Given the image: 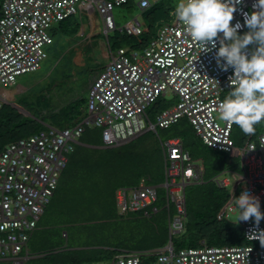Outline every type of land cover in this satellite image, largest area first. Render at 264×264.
<instances>
[{"label": "built area", "instance_id": "obj_1", "mask_svg": "<svg viewBox=\"0 0 264 264\" xmlns=\"http://www.w3.org/2000/svg\"><path fill=\"white\" fill-rule=\"evenodd\" d=\"M128 1L3 0L0 84L12 86L19 76L40 69L47 57L46 47L53 42L52 29L78 14L81 8L88 12L96 10L108 35L117 28L114 8ZM157 1L140 0L139 7L143 11ZM256 2L242 0L236 5L233 26L237 22L244 25V13L257 11L253 7ZM143 28L144 21L137 16L122 29L127 34L140 35ZM246 29L243 26L239 32ZM255 47L249 46V55ZM218 48L219 41L216 48L202 52L175 18L162 25L144 48L111 49L110 61L89 88L84 118L63 129L47 126L9 143L0 154V261L24 264L30 258V237L58 187L68 156L80 143L87 126L102 128L104 145L112 147L187 118L208 147L240 158L243 174L230 172L236 179L235 187L227 177L215 179L231 191L223 213L227 216L228 212L239 210L236 200L245 191L259 199L264 212V129L256 142L237 145L232 136L234 124L218 119V105L224 100L223 93L232 88L229 77L234 74L232 68L225 72L218 66ZM171 94L177 97L176 102L158 113L152 122L147 114L149 106ZM8 99L0 97V109ZM163 147L166 178L162 187L168 206L172 204L175 209L170 232L177 234L185 227L186 186L203 182V166L191 157L178 137L165 140ZM157 197V187L142 181L137 186L118 188L116 204L121 214L142 211L149 216ZM153 211H157L155 206ZM242 225L249 240L264 239V219L258 226L254 217L242 221ZM171 240L156 250L123 251L111 264H264V246L203 245L175 249Z\"/></svg>", "mask_w": 264, "mask_h": 264}, {"label": "trees", "instance_id": "obj_2", "mask_svg": "<svg viewBox=\"0 0 264 264\" xmlns=\"http://www.w3.org/2000/svg\"><path fill=\"white\" fill-rule=\"evenodd\" d=\"M132 2L129 0L123 6H131ZM173 9L174 6L166 4L165 0L153 3L141 12L142 33L131 35L116 29L113 47H144L162 25L174 20L171 17ZM74 20L68 17L61 21L52 36L74 34L79 26ZM231 90L223 93L224 99ZM85 101L79 99L53 110L48 114L51 119L48 123L42 117L23 116L4 103L0 109V154L9 143L45 130L47 126L62 129L72 126L86 116ZM173 104V99L158 98L147 110L149 119L154 122L158 113ZM263 125L264 122L258 124L252 136H246L234 125L232 136L236 144L255 140ZM156 132L167 135L166 139L180 138L191 157L200 160L203 166V182L189 184L185 189L187 216L184 230L177 235L170 232L175 209L172 204L168 206L166 190L162 187L166 178L165 140L149 130L123 144L109 147L104 145L102 128L87 126L80 143L68 156L58 187L30 237V258L24 264H85L113 260L123 251L163 248L171 239L175 249L203 245L264 246L261 240H249L243 225L230 221L223 213L231 191L215 179L225 172L241 174L243 170L238 158L208 147L187 118L168 128H157ZM142 181L158 189L151 215L142 211L121 214L116 204V191L122 186H137ZM154 206L157 211H153ZM0 262L11 264L10 261Z\"/></svg>", "mask_w": 264, "mask_h": 264}, {"label": "clouds", "instance_id": "obj_3", "mask_svg": "<svg viewBox=\"0 0 264 264\" xmlns=\"http://www.w3.org/2000/svg\"><path fill=\"white\" fill-rule=\"evenodd\" d=\"M241 2L178 0L175 17L202 52L216 48L219 41L217 64L225 72L232 68L234 74L229 77L232 90L218 105V119L237 125L246 136H252L256 126L264 122V0H257L253 5L257 11L244 13V25L237 22L233 26L236 5ZM243 26L249 31L241 36L239 30ZM250 45H256L251 55ZM236 204L240 210L238 222L254 217L258 226L264 219L259 199L247 191L237 198Z\"/></svg>", "mask_w": 264, "mask_h": 264}, {"label": "rangeland", "instance_id": "obj_4", "mask_svg": "<svg viewBox=\"0 0 264 264\" xmlns=\"http://www.w3.org/2000/svg\"><path fill=\"white\" fill-rule=\"evenodd\" d=\"M165 1L166 4H172V6H174L171 17L175 19V7L178 0ZM139 2L140 0H133L131 6L122 5L114 8V15L118 23L117 28L119 32L122 31V28H124L129 20L137 16H139L141 20L143 19ZM72 18L77 20L82 26L79 15H75ZM84 22H87L85 17ZM97 23V32L100 31V33L102 32L103 34H95L92 36V43L85 40L87 36L79 34L81 27L75 35H69L64 38L61 37V34L53 35V42L46 47L47 57L43 61L41 68L18 77L17 84L22 91L19 93V98L14 103H11V97L10 100L6 102L11 106V109L15 108V110L21 112L23 116H31L34 118L42 117L44 118V122L48 123L51 122L48 114L52 113L54 109L67 105L79 96H87L92 79L97 72L103 70V66H105L108 61L107 55L109 53V47L103 44L104 41L106 42L105 37H107V34L104 32V29L102 30L99 20H97ZM248 31L249 29L247 28L245 31L239 32V34L242 36ZM109 35L113 37L114 32L111 31ZM76 46L77 48H75ZM250 46L254 47V45ZM113 49L116 50V47ZM4 95L11 96V86L6 87L0 84V97ZM169 96L167 98H169ZM220 122L223 123V121ZM153 133L157 137L160 136L163 140H167L166 138H168L167 135H159L154 130ZM200 162L201 161L198 160V163ZM219 177L221 179L227 177L231 179L233 184L236 183V179L230 172H225ZM239 211L240 210L228 212L227 218L232 222L242 225V221L238 222ZM111 263L112 259H105L85 264ZM0 264H2V262H0Z\"/></svg>", "mask_w": 264, "mask_h": 264}, {"label": "crops", "instance_id": "obj_5", "mask_svg": "<svg viewBox=\"0 0 264 264\" xmlns=\"http://www.w3.org/2000/svg\"><path fill=\"white\" fill-rule=\"evenodd\" d=\"M142 10V9H141ZM76 15H79L80 16V18H81V24H82V26L80 25V23H79V26H78V30L74 33V34H62V33H58V34H61L62 36L61 37H66V36H69V35H75V34H77L78 33V31H79V28L81 27V31H80V33L79 34H81V35H84V36H87V37H85V40H87V42H89V43H92V36H94L95 34L96 35H101V33H100V31L99 32H97V28H98V23H97V20H99L100 21V24H101V27H102V30L104 29V24H103V20H102V17L100 16V14L96 11V10H94V11H91V12H88L87 10H84V9H80L79 10V13L78 14H76ZM75 16V15H74ZM115 16V15H114ZM71 17H73V16H71ZM84 17L86 18V20H87V22H84ZM98 18V19H97ZM75 21V20H74ZM115 21H116V25H117V27H118V23H117V20H116V17H115ZM130 21V20H129ZM78 22V21H77ZM58 25H56L54 28H56ZM54 28L52 29V31H51V34L54 32ZM116 29H118V28H116ZM115 29V30H116ZM115 30H113V32H115ZM123 30V29H122ZM105 32V31H104ZM111 32V31H110ZM109 32V33H110ZM103 34V33H102ZM157 34V33H156ZM156 36V35H155ZM153 39V38H152ZM151 39V40H152ZM105 40H106V42L104 41V45H108V47H109V53H108V55H107V58H108V61H107V63L110 61V52H111V49L112 50H114L113 48H115V47H113V42H114V38L113 37H111V35H107V37H105ZM150 40V41H151ZM149 41V42H150ZM82 42H84V41H82ZM148 42V43H149ZM147 43V44H148ZM146 44V45H147ZM145 45V46H146ZM144 46V47H145ZM127 47V46H126ZM144 47H142V48H144ZM75 48H77V46L75 47ZM116 49H117V47H116ZM137 49H141V48H137ZM107 63L105 64V66L107 65ZM105 66H103V69H104V67ZM100 72V71H99ZM99 72H97V74L94 76V78L92 79V81H91V83H90V86H91V84H92V82L94 81V79H95V77L96 76H98L99 75ZM18 80V79H17ZM90 86H89V88H90ZM10 87V86H9ZM89 90V89H88ZM22 91V89L20 88V86L17 84V82L14 84V85H12L11 86V96L10 95H4V96H7L9 99L8 100H10V97H11V103H14L18 98H19V93ZM88 96V95H87ZM87 96H79L78 98H76L74 101H76V100H79V99H87ZM166 98L168 97V96H165ZM169 99H173L174 100V103L176 102V100H177V97L176 96H174V95H170L169 96ZM73 102V101H72ZM71 103V102H70ZM85 103H86V101H85ZM69 104V103H68ZM14 106H16V105H14ZM65 106V105H64ZM61 107H63V106H61ZM61 107H58V108H56V109H54V110H58V109H60ZM21 113V112H20ZM263 129H264V125H263V128H262V131H263ZM261 131V132H262ZM261 132H259L257 135H256V139L255 140H253V141H257V136L261 133ZM130 141V140H129ZM236 158H238L239 160H240V158L238 157V156H235ZM240 165H241V161H240ZM241 167H242V165H241ZM242 170H243V167H242ZM243 172H244V170L242 171V173L241 174H238L237 173V175H242L243 174ZM234 185V184H233ZM234 187H235V185H234ZM2 261H4V260H2Z\"/></svg>", "mask_w": 264, "mask_h": 264}, {"label": "water", "instance_id": "obj_6", "mask_svg": "<svg viewBox=\"0 0 264 264\" xmlns=\"http://www.w3.org/2000/svg\"><path fill=\"white\" fill-rule=\"evenodd\" d=\"M134 139V138H133ZM132 140V139H131ZM171 242H172V240H171Z\"/></svg>", "mask_w": 264, "mask_h": 264}]
</instances>
